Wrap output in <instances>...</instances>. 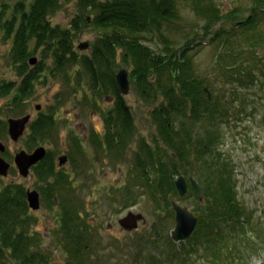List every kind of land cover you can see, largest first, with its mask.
Wrapping results in <instances>:
<instances>
[{"label":"trees","instance_id":"16d2710c","mask_svg":"<svg viewBox=\"0 0 264 264\" xmlns=\"http://www.w3.org/2000/svg\"><path fill=\"white\" fill-rule=\"evenodd\" d=\"M71 3L76 11L69 26L53 24L51 18ZM193 8L204 21L202 37L182 33L179 0H19L12 8L3 4L0 29L5 41L12 40L9 61L21 80L1 82L0 101H5L7 111L19 114L33 96L36 82L48 80V71L51 78H66L71 88L76 82L85 105L97 108L96 103L108 99L109 107L102 109L104 133L92 131L89 141L94 154L103 151L111 161L124 162L132 153L133 179L124 189L121 205L135 200L133 190L140 186L174 218L173 199L196 198L197 229L187 242L170 240L169 252L179 264L200 253L209 256L212 264H224L243 243L250 248L258 243L254 237H264L252 212L238 200L233 167L219 151L224 128L257 112L244 91L264 90V44L250 36L264 23V0H255L252 14L243 21L238 20V8L224 12L200 0ZM86 28L102 31L90 44V52L82 53L76 39ZM171 33L181 34V42ZM206 40L216 47V67L222 70L221 77L209 83L197 73L192 53L197 43ZM152 41L159 48L145 43ZM256 46L262 47L256 50ZM38 53L41 61L32 66L30 60ZM123 67L131 68L133 92L151 107L156 133L150 137L138 136L136 115L117 87L116 74ZM65 99L57 94L55 104L31 122L25 142L28 151L53 136L57 141L56 116ZM6 129L7 122L0 119L1 133ZM71 139L78 150H84L80 138ZM32 172L41 184V202L59 208L54 242L65 262H55L54 250L44 246L24 184H4L0 177V264H95L94 256L102 261L97 254L98 233L83 219V201L53 153L48 151ZM192 175L203 188L202 204L191 185L183 198L176 188L180 176ZM151 256V264L169 261Z\"/></svg>","mask_w":264,"mask_h":264},{"label":"rangeland","instance_id":"374dc122","mask_svg":"<svg viewBox=\"0 0 264 264\" xmlns=\"http://www.w3.org/2000/svg\"><path fill=\"white\" fill-rule=\"evenodd\" d=\"M18 1L0 0V11L3 4H8L12 8ZM194 1L196 0H179L182 20L180 28L182 33L192 37L194 34L202 37L204 36V21L197 16L193 8ZM200 1L202 5L214 3L224 12H230L238 8L240 13L238 20L243 21L252 14L250 8L255 0ZM27 2L30 3L31 0H27ZM75 11L74 3L65 5L60 12L51 18V21L53 24L68 27ZM227 26V24L224 25V27ZM260 26L250 36L252 37L253 35L259 43L264 44V23ZM101 31L95 28H86L76 39L78 50L82 53H89L90 48L82 51L79 46L87 42L92 44ZM171 36L181 42V34L171 33ZM145 43L154 50L159 48L157 41ZM11 45L12 40L5 41L3 32L0 29V83L3 81L21 80L17 76L14 66L9 61ZM261 47L256 46L255 49L260 50ZM192 53L197 73L204 77L208 83L221 77L222 70H218L219 67H216L217 49L208 40L201 42L199 45L197 43ZM35 56L40 60V53ZM127 69L131 70V68ZM47 76V81L40 79L36 82L35 92L29 103L19 111L22 114L7 111L3 106L5 101L1 100L0 119L8 122L9 118H19L25 114H30L32 119H34L38 114L36 105H40L42 107L41 110L46 111L47 106L55 104L57 94L64 95L66 97L65 105L59 109L56 116L58 139L55 142L53 136L43 145L53 153L57 165L58 158L61 155L68 156L67 164L61 169L73 179L76 196L83 201V219L89 221L93 231L98 233L97 236L100 238L101 245L97 254L100 260L104 264H140L141 262V264H151L148 258L152 255L163 260H169L172 264H179L178 260L176 261L173 258V253L169 252L172 249L169 241L174 242L172 240V231L176 225L175 214L174 218H172V214L167 210L166 206L164 204H155L148 195L147 190L140 186L135 187L133 190L136 199L130 200L129 203H126V206L121 205L122 200L125 199L123 195L124 189L126 186H130L129 182H132L133 179L131 177L132 153L127 154L124 162L111 161V158L106 156L103 151H99V156L94 154L97 152L91 147L89 137L92 131H97L100 134L104 133L102 109L109 107V104H107L108 99H103L100 103H96L98 105L97 108L92 103L85 105L82 101V88L76 82L71 88L67 84L66 78H51L49 71ZM71 82L73 81L71 80ZM217 86L220 87L221 85L218 84ZM215 88L217 87L215 86ZM225 88L227 89L228 87L225 86ZM225 88L222 87L219 91L222 93ZM244 93L249 94V104L252 107L256 106L257 112L254 115L240 117V119H236L231 123V127L224 128V140L220 145L219 151L233 167L238 200L247 208L248 212H252L254 221L258 223L259 229L264 233V90L262 89L261 92L260 90L249 89L244 91ZM126 99L136 115L138 136L150 137L151 134L156 133V129L150 119L151 107L144 104L133 92L132 88ZM28 133L29 129L18 142L10 139L7 129L0 134V142L6 146V151L2 156L15 169L13 173L10 172L7 177H1V179L4 184L11 181L20 182L24 184L27 190L38 191V185L41 184L36 180L33 172L31 171L30 176L27 178H23L14 165L16 153L20 150L30 152L27 150L25 143L28 139ZM72 136L80 138L84 150H78L76 145H73ZM132 149L134 148H130V150ZM83 151H86V153ZM192 177L198 181L194 175ZM173 201L183 207H187L193 213L198 207L196 198H189L186 201H180L175 198ZM199 203L202 204L203 201H199ZM129 212L141 213L145 217L139 228L132 232L123 229L119 224V220L124 218ZM33 213L37 218L35 228L41 234L44 246L54 250L55 262H65L63 251L57 249L54 242L55 232L59 226V208L57 206L50 208L48 203L41 202L40 209L33 211ZM153 223L159 225L161 234L159 239L150 236ZM254 239L258 242L256 246L251 244L250 248L249 246L244 247L245 244L243 243L239 249L232 252L234 257L228 262H224V264H264V237L261 239L254 237ZM169 253H171L170 256ZM94 257V261H97L95 264H102V261L98 262L97 256ZM169 261L165 262V264H170ZM183 264L212 263L209 256L206 257L204 253H200L188 257Z\"/></svg>","mask_w":264,"mask_h":264},{"label":"water","instance_id":"95a60500","mask_svg":"<svg viewBox=\"0 0 264 264\" xmlns=\"http://www.w3.org/2000/svg\"><path fill=\"white\" fill-rule=\"evenodd\" d=\"M238 25V24H235ZM90 48V43H83L79 46V49L85 51ZM37 61L36 57H32L30 64H34ZM131 72L127 68H121L116 74L117 87L121 94L126 97L131 93ZM211 98V94L209 93ZM36 107V106H35ZM37 110L40 109L38 105ZM31 115H25L20 118L8 119V134L12 141L18 142L26 132L27 125L29 124ZM6 150L5 145L0 142V176L7 177L12 168V164L8 162L1 153ZM47 154V149L44 146H39L27 152L26 150H20L14 156V163L18 169L19 174L23 178L30 176L32 168L44 159ZM68 160L66 155L59 157V165H64ZM189 184L191 185L196 197L199 201L204 199V191L200 183L190 177L187 180L184 176L177 179L175 185L178 190L179 196L184 197L189 191ZM27 202L29 208L33 211L40 209L41 196L37 190H27ZM172 208L175 212L176 225L172 231V240L176 243L187 242L195 233L199 219L190 211L187 207L179 205L177 202H172ZM145 217L141 213L129 212L124 218L119 220L121 227L129 232L135 231L139 228L141 222H144ZM159 225L157 223L152 224V231L150 236L155 239L160 238Z\"/></svg>","mask_w":264,"mask_h":264},{"label":"flooded vegetation","instance_id":"af4514ba","mask_svg":"<svg viewBox=\"0 0 264 264\" xmlns=\"http://www.w3.org/2000/svg\"><path fill=\"white\" fill-rule=\"evenodd\" d=\"M34 57H36V56H34ZM37 58V57H36ZM41 60H38V58H37V61L34 63V64H32V66H36L39 62H40ZM38 105H36V107H37ZM40 106V105H39ZM42 109V107L40 106V109L39 110H37V112H38V114H37V116L34 118V119H32V117H31V119H30V122H29V124L27 125V129H29V126H30V124H31V122L32 121H34L35 119H37L38 117H39V113H41V112H43V110H41ZM19 114H22V112L21 113H19ZM25 115H28V114H25ZM25 115H23V116H25ZM30 115V114H29ZM23 116H21V117H23ZM20 118V117H19ZM56 128H57V126H56ZM27 129H26V131H27ZM24 136V135H23ZM40 146H44V145H40ZM6 147V146H5ZM39 147V146H38ZM45 147V146H44ZM37 148V147H36ZM46 149H47V147H45ZM6 151V150H5ZM48 151H49V149H47V153H48ZM3 153H1V155H2ZM61 156H63V155H61ZM60 156V157H61ZM67 156V155H66ZM68 157V156H67ZM69 160V159H68ZM68 160H67V162H68ZM67 162L64 164V165H66L67 164ZM64 165H62V166H60L59 165V158H58V167L59 168H62ZM36 166V165H35Z\"/></svg>","mask_w":264,"mask_h":264},{"label":"bare ground","instance_id":"6f19581e","mask_svg":"<svg viewBox=\"0 0 264 264\" xmlns=\"http://www.w3.org/2000/svg\"><path fill=\"white\" fill-rule=\"evenodd\" d=\"M15 165V164H14ZM15 167H16V165H15ZM16 169H17V167H16ZM18 170V169H17Z\"/></svg>","mask_w":264,"mask_h":264}]
</instances>
